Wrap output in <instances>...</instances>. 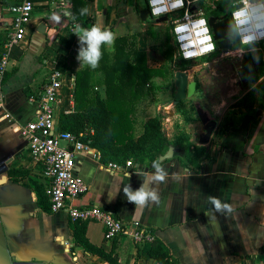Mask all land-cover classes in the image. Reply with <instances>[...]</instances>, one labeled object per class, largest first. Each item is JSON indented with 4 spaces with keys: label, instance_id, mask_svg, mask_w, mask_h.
Segmentation results:
<instances>
[{
    "label": "crops",
    "instance_id": "obj_1",
    "mask_svg": "<svg viewBox=\"0 0 264 264\" xmlns=\"http://www.w3.org/2000/svg\"><path fill=\"white\" fill-rule=\"evenodd\" d=\"M21 1L0 0L1 41L11 27L9 7ZM31 1L33 10L24 39L11 51L3 82L0 264H112L86 250L81 243L83 237L92 246L113 252L115 264H158L147 255L149 242L134 243L126 235L106 242L101 223L86 221L81 224L82 231L77 232L79 223L70 221L65 211L50 210L45 195L47 180L19 127L33 118L47 75L60 55L72 54L71 69L86 65L77 60L79 44L73 33L74 22L63 15L71 11L72 0ZM139 4V0H87V15L93 17L94 24L110 28L116 37L135 35L138 48L147 54V65L158 67L159 63H151L154 50L143 37L141 26L145 23H140ZM53 13L61 16V23L51 19ZM64 74L57 119L60 113L74 109V73ZM95 77L100 78V73L96 72ZM168 80L154 78L156 84H161L156 93L171 90L162 83ZM95 89L103 92V86ZM175 106L172 104V110ZM202 108L209 115L219 112ZM234 112L235 118L223 117L222 122H216L214 131L221 126L222 131L214 137L215 144L208 147L215 155L213 161L206 159L198 168L192 164L187 168L175 152L169 158L160 156L158 162L166 172L163 182L151 179L154 163L143 164L140 170L114 169L95 158L93 151L79 154L75 172L88 189L74 203L79 207L108 208L124 223L150 230L180 264H264V110L257 108L252 115L235 107ZM189 126L191 129L186 131L190 141L198 142L203 131L198 117ZM142 183L156 188L158 202L143 207L128 202L123 189L130 185L135 190ZM209 197L227 204L231 211L216 210Z\"/></svg>",
    "mask_w": 264,
    "mask_h": 264
},
{
    "label": "trees",
    "instance_id": "obj_2",
    "mask_svg": "<svg viewBox=\"0 0 264 264\" xmlns=\"http://www.w3.org/2000/svg\"><path fill=\"white\" fill-rule=\"evenodd\" d=\"M86 1L72 0L71 12L76 17L75 22L83 27H91L94 24L93 17L87 14L80 15V10L86 7ZM139 1V11L148 8L146 0ZM234 2L235 0H211V3L207 4L201 0L196 5L203 10L206 18L225 16L232 24L230 11ZM183 13L184 9H180L172 17H179ZM149 17L152 16L149 15ZM147 33L156 38L154 31L147 29ZM232 43L235 48L241 47L235 34ZM162 46L163 59L158 67L147 65V54L138 48L135 35L116 37L111 51H107L104 46L103 57L95 69L87 65L71 69L69 58L72 54L60 55L55 68L63 73H74L72 91L74 109L71 112L58 115V130L79 136L81 141L98 150L104 163L124 165L127 160H132L135 164L143 165L147 157L149 163L158 162V158L167 151L169 145V140L162 131L161 118L156 116L140 122L137 117V109L140 104L154 96L156 91L161 88V84H156L154 78L159 77L167 80L174 77V71L170 69L174 60V50L168 34H166ZM248 57L250 58L248 61L250 77L256 81L258 79L255 75L257 63L252 59V53ZM202 59L208 60L207 57ZM183 65L182 63L178 67ZM96 72L100 73V78L95 77ZM98 86H103L102 93L95 89ZM172 90L174 91V88ZM253 96L252 92L247 93L235 103L234 107L243 108L254 115ZM188 103L191 101H180L175 108L181 112L188 108L186 105ZM258 108L264 110V100L260 102ZM195 114L196 110L192 104L184 116L187 120H193ZM185 148L188 158L178 157V159L187 168L190 167V164L194 168H198L202 161L215 159V155L210 154V150L204 145L186 146ZM192 151L195 152L193 158L191 157ZM84 222L86 221H74V223H79L77 232L82 231L81 224ZM81 243L89 252L115 264L113 252L106 253L98 247L92 246L84 237L81 239ZM149 245L147 255L158 264H180L179 259L174 257L169 248L157 237H154Z\"/></svg>",
    "mask_w": 264,
    "mask_h": 264
},
{
    "label": "built area",
    "instance_id": "obj_3",
    "mask_svg": "<svg viewBox=\"0 0 264 264\" xmlns=\"http://www.w3.org/2000/svg\"><path fill=\"white\" fill-rule=\"evenodd\" d=\"M201 0H146L149 15L171 17V34L180 58L193 61L213 54L217 47L212 38L207 18L197 2ZM207 1L209 0H202ZM252 2V0H250ZM245 8L244 0H235L230 11L232 26L235 24L234 13ZM184 9L183 15L172 17L178 10ZM33 10L31 0H22L11 5V27L4 39L0 40V111L4 110L5 97L3 82L7 73L11 51L24 39L25 26ZM203 21L204 23H199ZM182 26H186L181 30ZM255 44L264 41V31L258 32ZM211 37V40L208 37ZM239 40V39H238ZM242 47L245 44L239 40ZM212 45L210 48L209 45ZM65 74L52 68L37 101L36 110L31 120L19 127L20 134L27 140L28 147L41 166V172L47 180L45 194L50 202L52 212L65 211L70 221H97L103 227V239L112 242L115 238L126 235L134 243L150 242L154 238L150 230L138 224H126L105 207L89 205L77 206V200L88 189V184L76 172V160L79 154L93 151V156L101 159V155L92 147L69 132H62L57 127V104L61 96ZM114 169L140 170L141 164L127 160L124 165L108 163Z\"/></svg>",
    "mask_w": 264,
    "mask_h": 264
},
{
    "label": "rangeland",
    "instance_id": "obj_4",
    "mask_svg": "<svg viewBox=\"0 0 264 264\" xmlns=\"http://www.w3.org/2000/svg\"><path fill=\"white\" fill-rule=\"evenodd\" d=\"M140 2V1H139ZM207 4L211 3L205 1ZM173 16V15H172ZM170 18H167L166 21L161 23H156L155 18L148 17L145 21L140 23H145L142 33L143 37H147L149 42V48L154 50V55L152 56L151 63L162 62V52L163 46L162 43L165 40L166 34L171 38V44L173 46V63L169 66L175 73V71L182 70L185 71L189 80H194L197 82V88L190 99L191 103L186 104L188 108L181 110H172V103L174 91L172 90L174 85V77L168 82L164 81L163 84L171 86V90L168 92L156 93L153 98L149 101H145L139 105L137 109V117L140 122L147 120L151 117H160L162 122V131L169 140V145L167 151L163 154L165 155L170 150L179 154L185 159L186 156V146L195 147L198 145L197 140L194 142L190 141V133L186 131L187 128L191 129L189 124L192 120L185 119L184 113L190 108L194 103H199L202 107L207 110L216 108L219 110L217 114L210 112L209 117L217 122H222V118H230L236 113L234 112L235 103L241 99L244 95L249 92L254 94V110L256 111L260 102L264 100V41L256 44L252 47H237L233 45L228 52H222L216 50L213 54L207 57V61L203 59H195L193 61H184L182 60L175 48V42L171 34V22ZM147 29L154 31L156 38L150 36L147 33ZM252 53V59L257 63L256 81H253L250 77L249 71V57L248 55ZM184 64L182 67L179 65ZM183 68V69H179ZM262 81V82H261ZM161 82V81H160ZM259 82H261L259 84ZM167 106L169 108L163 107ZM168 111H174V115H170ZM197 120V115L195 118ZM187 124V125H186ZM222 131V126L219 130H215L213 136L210 138V141L204 146L209 147L214 145V137H217ZM188 138V139H186ZM191 152V157L193 154ZM185 155V156H184ZM149 163L148 157L146 158L144 165Z\"/></svg>",
    "mask_w": 264,
    "mask_h": 264
},
{
    "label": "clouds",
    "instance_id": "obj_5",
    "mask_svg": "<svg viewBox=\"0 0 264 264\" xmlns=\"http://www.w3.org/2000/svg\"><path fill=\"white\" fill-rule=\"evenodd\" d=\"M245 8L240 9L234 13L235 24L232 26L234 34L237 39L245 44L254 45L258 39V32L264 31V0H244ZM88 8H82L80 15H86ZM64 16L69 17L74 22L73 33L78 37V55L77 60L80 65H87L92 69L99 66V62L103 57V47L107 45L111 50L116 40V33L110 28H105L101 24H93L91 27H83L79 23H75L76 17L71 11L63 13ZM51 19L56 23H61V16L53 13ZM199 23H204L200 21ZM186 26H182L184 30ZM211 40V37H208ZM211 48L212 45L210 44ZM155 173L152 176L153 182H163L166 177V172L161 167L159 162L153 164ZM124 195L128 202L135 206H146L149 202H158L159 194L156 188L150 187L147 183H142L137 189L133 190L130 185L123 189ZM210 202L214 205L216 210L231 208L227 205H221V202L215 197H209Z\"/></svg>",
    "mask_w": 264,
    "mask_h": 264
},
{
    "label": "water",
    "instance_id": "obj_6",
    "mask_svg": "<svg viewBox=\"0 0 264 264\" xmlns=\"http://www.w3.org/2000/svg\"><path fill=\"white\" fill-rule=\"evenodd\" d=\"M141 21H145L149 17L148 8L139 11ZM156 22L161 23L167 20V16H160L155 18ZM208 26L212 33V38L215 41L216 47L222 52H228L232 47V38L234 31L232 24L225 16H210L207 18ZM43 26V25H41ZM197 87V82L189 80V76L185 71L178 70L174 73V94L172 104L176 105L180 101L191 99ZM196 115L202 124L203 131L198 136V143L205 145L210 141L213 131L216 127V121L211 119L208 113L201 107L199 103H194ZM259 112V111H258ZM258 114V113H256ZM166 158L172 156V151L163 155Z\"/></svg>",
    "mask_w": 264,
    "mask_h": 264
},
{
    "label": "flooded vegetation",
    "instance_id": "obj_7",
    "mask_svg": "<svg viewBox=\"0 0 264 264\" xmlns=\"http://www.w3.org/2000/svg\"><path fill=\"white\" fill-rule=\"evenodd\" d=\"M232 41V40H231ZM233 44V43H232Z\"/></svg>",
    "mask_w": 264,
    "mask_h": 264
}]
</instances>
